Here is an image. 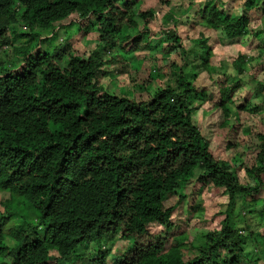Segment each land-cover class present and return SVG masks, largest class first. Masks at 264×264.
I'll return each instance as SVG.
<instances>
[{
	"label": "trees",
	"instance_id": "trees-1",
	"mask_svg": "<svg viewBox=\"0 0 264 264\" xmlns=\"http://www.w3.org/2000/svg\"><path fill=\"white\" fill-rule=\"evenodd\" d=\"M220 1L191 0L158 30L148 0H0V194L9 196L0 264H264L246 249L249 236L264 241V129L242 121L246 112L264 117V82L244 88L246 53L233 61L237 77L217 61L224 40L247 35L264 58V0L236 12ZM197 2L193 34L183 33ZM10 30L25 40L11 54ZM145 53L162 61L136 79L144 63L132 59ZM13 57L16 66L4 63ZM117 74L132 82L128 95L101 84ZM200 105L226 131L225 157L195 119ZM193 179L198 189L186 194ZM205 187L224 189L228 202L221 223L203 232L192 221L207 222L196 198ZM22 202L33 219L19 217ZM258 206L255 231L245 217ZM118 236L126 248L109 261ZM90 243L97 252H77Z\"/></svg>",
	"mask_w": 264,
	"mask_h": 264
},
{
	"label": "rangeland",
	"instance_id": "rangeland-1",
	"mask_svg": "<svg viewBox=\"0 0 264 264\" xmlns=\"http://www.w3.org/2000/svg\"><path fill=\"white\" fill-rule=\"evenodd\" d=\"M200 1H204V0H200ZM221 1L226 2V8L234 7L232 11L236 12L240 9V6L244 3L245 0H221ZM190 2L191 0H172L173 8L171 10V8H167L164 5L158 6V4L156 3V0H148V3H150V5L153 6L154 10L157 11L159 15V20L155 25L158 28V30H160L162 27L167 26V23L164 21V19H162L167 13L175 12V14L178 15L183 9L187 7V5ZM201 3L202 2H197L196 7L192 9L190 12H188V14L186 15L184 13H183L184 15L182 14L183 17H182L181 22H183V24H181L180 27L183 33H186L188 32V30H190L191 31L190 35L193 34L192 30L189 29L187 25V21L190 18L194 17L197 7H200ZM187 15H188V18H187ZM260 16L262 17L261 22L264 23V16L263 15H260ZM258 26H264V25L259 24ZM22 30H26V29L23 27ZM44 31L50 32V30H44ZM75 35L79 37V31L76 32ZM57 36L60 38L64 37V33H60ZM51 38H52L51 41H54L56 39L54 36ZM10 39L12 40L11 43L9 44L8 47L4 48L6 49V52H8L9 54L12 53L14 46H21L25 42V40L22 37H20L18 33L14 34L11 30H10ZM223 42H225V43H222L225 47L223 49L218 50L219 54L217 56V61L223 60L225 63H228V65L225 66V69L222 68L223 71H226V73L231 74L233 77H237V73H236V69L234 68L233 61L238 57L240 53H246L250 57L251 56L253 57L252 58L253 64L251 65L252 68L250 69V71L248 70L249 72H246L243 76V80L247 82V85L244 84V88L251 89L256 85L257 82L259 81L264 82V58L258 55L259 51L256 47V41H254V37L252 35H247V36L232 39V40H224ZM78 45L83 46L81 42H78ZM92 47L88 49H91ZM157 50H159V48H157ZM139 60L142 61V65L144 63L143 67L141 68V74L139 73L140 75L136 76V74L133 73V76L136 79H139V78L145 79L148 75L147 72L150 71L151 68H154L155 63H158L159 60L162 61V58H161V53H154L152 55H148L146 53L139 54L138 56H134V58L132 59L133 66H138V63L140 64ZM4 63L11 67L16 66L17 64L14 57L10 59H6ZM220 75H221L220 73H217L215 76L219 77ZM162 78L164 81L166 80V77L164 75ZM172 80L174 83H178L177 81H180L178 75H175V74L173 78H171V81ZM100 82L104 86L109 87L112 91L117 90L118 92L126 94V95H128L127 91L129 90L130 92L132 88V82L128 79V75H125V74H120V75L117 74L115 78L105 77V78L100 79ZM195 82L199 85H204L206 83V77L204 75L199 76ZM253 103L258 104L259 101L255 99ZM210 113H211V110L209 108H207L204 105H200L198 106V109L195 112V119L197 123L203 127L205 134L209 137L212 148L217 149V152L218 154H220L221 157H225V155L227 154L223 149L225 148L224 143L220 145L219 141L222 138H224L226 131L218 129L217 127L218 125L214 124V122L217 120V116L212 117L210 116ZM246 113L249 114V116H246V119H245V115H243L244 118L242 119V121H244V124L254 127L257 130L264 129V117L262 118L263 120L262 121L260 118L261 114H254V113H249V112H246ZM232 134L234 135V132ZM228 136H231V134H229ZM243 138L244 137H242V139ZM244 157L247 161L249 160L250 162L254 160L253 153H251L250 150L248 149H245ZM195 183H196L195 179H193L189 183L188 187L185 190L186 194H192V192H196L198 187ZM196 198H197V201L202 202L200 206L204 211L203 214H201V210H200L199 214L203 215L207 222L204 224V222H201L199 219H194L192 221V226H197L199 227V229L201 228L203 232H206L210 230L211 228L217 227L219 223H221V221L225 218L224 212L226 209V204L228 202V194L225 192L224 189L214 190L212 187H205L204 189H202L196 194ZM7 199H9L8 193L0 194V209H3L6 206L7 202L5 201ZM175 200L176 198L173 201ZM194 200H195L194 198L191 199L190 203L186 206L188 207L189 205H193ZM19 204L20 205L17 207V211L19 212V217L24 216L28 219V221L33 219L35 216L34 211L31 210V208H29L27 204L24 202L19 203ZM260 207L261 206L252 207L251 213L245 217L247 224H249L251 228H253V230L255 231H258L262 228V221L260 220V217H258V208ZM239 215L242 218V214H239ZM245 232L247 231L245 230L242 231L243 234H245ZM197 242H199L200 244L202 240L197 239ZM255 242L257 246L254 244V240L249 236L246 249L254 252L257 255V257L260 258V256L264 255V241H261L260 239H258ZM109 245L112 246L110 254L108 255L109 261H111L114 258H117L126 248L125 242L119 236L110 240ZM255 248L258 249L257 252L255 251ZM97 251H98V248L93 243L82 245L77 250V252L82 256H88ZM260 251H261V255L259 254ZM50 264H57V263L50 262Z\"/></svg>",
	"mask_w": 264,
	"mask_h": 264
}]
</instances>
